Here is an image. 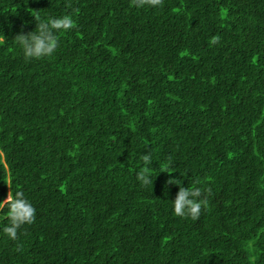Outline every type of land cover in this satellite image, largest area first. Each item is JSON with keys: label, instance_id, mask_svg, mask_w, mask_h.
<instances>
[{"label": "trees", "instance_id": "1", "mask_svg": "<svg viewBox=\"0 0 264 264\" xmlns=\"http://www.w3.org/2000/svg\"><path fill=\"white\" fill-rule=\"evenodd\" d=\"M64 15L26 60L15 37ZM181 186L211 188L198 220L174 214ZM10 191L36 220L13 241L0 210V264H264V0H0Z\"/></svg>", "mask_w": 264, "mask_h": 264}, {"label": "clouds", "instance_id": "2", "mask_svg": "<svg viewBox=\"0 0 264 264\" xmlns=\"http://www.w3.org/2000/svg\"><path fill=\"white\" fill-rule=\"evenodd\" d=\"M164 0H131L135 7H163ZM66 7L72 8L71 3ZM78 11V10H76ZM37 28L34 32L28 34H19L15 37V42L22 48L26 60L43 59L51 56L59 47V39L57 33L61 31H69L73 28L74 21L72 15H64L59 18H49L48 20H40L35 17ZM220 37H212L210 43L215 45L219 43ZM144 167L137 173V179L141 182L142 187H147L153 183L151 178L150 165L152 164L151 153L141 156ZM175 181V183H174ZM169 184L180 185L179 180H169ZM200 181L196 180L195 184ZM212 195L211 188L202 190L199 187L185 188L180 187L174 204V214L178 217L198 220L202 208H207L208 197ZM8 209L7 218L9 223L3 227V232L13 241L19 239L18 232L24 225H31L36 220V209L24 197L22 191H17L13 196L12 191L9 192L7 199L0 203V210ZM22 245L17 244L16 250H21Z\"/></svg>", "mask_w": 264, "mask_h": 264}]
</instances>
